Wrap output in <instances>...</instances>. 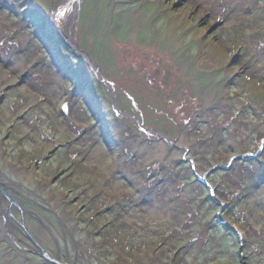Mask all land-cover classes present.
Returning a JSON list of instances; mask_svg holds the SVG:
<instances>
[{
	"label": "rangeland",
	"instance_id": "rangeland-1",
	"mask_svg": "<svg viewBox=\"0 0 264 264\" xmlns=\"http://www.w3.org/2000/svg\"><path fill=\"white\" fill-rule=\"evenodd\" d=\"M0 264H264V0H0Z\"/></svg>",
	"mask_w": 264,
	"mask_h": 264
}]
</instances>
